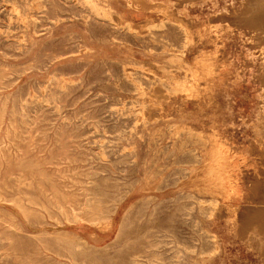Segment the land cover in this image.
Here are the masks:
<instances>
[{
	"label": "rangeland",
	"instance_id": "1",
	"mask_svg": "<svg viewBox=\"0 0 264 264\" xmlns=\"http://www.w3.org/2000/svg\"><path fill=\"white\" fill-rule=\"evenodd\" d=\"M177 1L0 0V264H264V54L243 0Z\"/></svg>",
	"mask_w": 264,
	"mask_h": 264
},
{
	"label": "bare ground",
	"instance_id": "2",
	"mask_svg": "<svg viewBox=\"0 0 264 264\" xmlns=\"http://www.w3.org/2000/svg\"><path fill=\"white\" fill-rule=\"evenodd\" d=\"M76 1V0H75ZM135 0H133L134 2ZM184 0H178L177 3L173 6V9H167V13L172 15L173 17H176L178 19H183L182 17L179 16L177 10L183 5ZM186 2V1H185ZM28 3V2H27ZM108 3V2H107ZM153 2H150V5H152ZM40 4V3H39ZM105 5V4H104ZM82 6V5H81ZM129 6V5H128ZM131 6V5H130ZM72 7V6H71ZM43 8V7H42ZM76 8V7H75ZM72 9V8H71ZM42 10V9H41ZM59 10V9H58ZM72 12V10H71ZM238 12V11H237ZM64 14V13H63ZM47 15V14H45ZM113 15V14H111ZM15 17V16H14ZM19 17V16H18ZM219 18H221L222 20H226L229 21L231 23H238V24H243L245 25L248 29H250L253 34L254 37L257 41V43L261 46L260 49H262L263 54H264V0H243V7L242 9L238 12V14H236L233 18L229 17V16H220ZM21 19V18H20ZM118 20V19H117ZM219 20V19H218ZM217 20V21H218ZM22 21V20H21ZM48 21V19H47ZM58 21V20H57ZM164 21V20H163ZM4 22V21H3ZM53 22V21H52ZM153 22V21H152ZM167 22V21H166ZM225 22V21H223ZM145 23V22H144ZM149 23V22H148ZM168 23V22H167ZM37 24V23H36ZM88 24V23H87ZM142 24V23H141ZM147 24V23H146ZM154 24V22L152 23ZM42 25V24H41ZM40 25V26H41ZM164 25V24H163ZM135 27V26H134ZM162 27V26H161ZM48 28V27H47ZM113 28V27H112ZM145 28V27H144ZM159 28V27H158ZM173 28V27H171ZM133 29V28H132ZM135 29V28H134ZM149 29V28H148ZM161 29V28H159ZM146 30V29H145ZM156 30V28H155ZM162 30V29H161ZM164 30V29H163ZM174 30V29H173ZM177 30V28H176ZM134 31V30H133ZM142 31V28H141ZM147 31V30H146ZM159 31V30H158ZM97 32V31H96ZM143 32V31H142ZM141 32V33H142ZM38 33V31L36 32ZM92 33V32H91ZM140 33V34H141ZM182 33V32H181ZM99 34V33H98ZM126 34V33H125ZM143 34V33H142ZM175 35V34H174ZM184 35V34H183ZM182 35V36H183ZM187 35V34H186ZM121 37V36H119ZM127 37V36H126ZM174 37V36H173ZM91 38V37H90ZM179 38V37H178ZM185 38V37H184ZM117 39V38H116ZM154 39V38H152ZM114 40V39H113ZM129 40V39H128ZM19 41V40H18ZM125 41V40H123ZM131 41V40H130ZM25 42V41H24ZM115 42V41H114ZM128 42V41H127ZM141 42V41H140ZM166 42V41H165ZM119 43V42H118ZM134 43V42H133ZM145 43V42H144ZM25 44V43H24ZM142 44V43H141ZM169 45V44H168ZM15 46V45H14ZM147 46V45H146ZM145 46V47H146ZM153 47V46H152ZM160 47V46H159ZM182 47V46H181ZM156 48V47H155ZM62 49V48H61ZM65 49V47L63 48ZM163 49V48H162ZM72 50V49H71ZM148 50V49H147ZM172 50V49H171ZM14 51V50H13ZM30 51V50H29ZM161 51V50H160ZM22 52V50H21ZM49 52V51H48ZM63 52V51H61ZM72 52V51H71ZM154 52V51H153ZM177 52V51H176ZM7 53V52H6ZM28 53V52H27ZM41 53V52H40ZM50 53V52H49ZM75 53V51H74ZM257 53V52H256ZM261 53V51H260ZM47 54V53H46ZM178 54V53H177ZM5 55V54H4ZM60 55V54H59ZM71 55V54H70ZM182 55V53H181ZM257 55V54H256ZM50 56V55H49ZM55 56V54H54ZM57 56V55H56ZM75 56V55H74ZM53 57V56H52ZM65 57V55H64ZM68 57V55H67ZM20 58V57H18ZM35 59V58H34ZM63 59V58H62ZM48 61V60H47ZM41 62V61H40ZM113 62V61H112ZM110 64V63H109ZM172 64V63H171ZM42 65V64H41ZM157 65V64H155ZM37 66V65H36ZM47 66V65H46ZM122 66V65H121ZM88 67V66H87ZM101 67V66H100ZM106 67V66H105ZM32 68V67H31ZM34 69V68H33ZM40 70V69H39ZM115 70V69H114ZM114 70L112 71V73H114ZM117 70V69H116ZM122 70V69H121ZM165 70V69H164ZM183 70V68H182ZM59 71V70H58ZM120 70H118L119 72ZM141 71V70H140ZM143 71V70H142ZM185 71V70H184ZM68 72V71H67ZM66 72V73H67ZM122 72V71H121ZM136 72V71H135ZM264 72V71H263ZM1 73V72H0ZM13 74V72H11ZM71 73V72H70ZM89 73V72H88ZM108 73V72H107ZM116 73V72H115ZM4 74V73H3ZM55 74V73H54ZM57 74V73H56ZM75 74V73H73ZM77 74V73H76ZM106 74V73H105ZM104 74V75H105ZM133 74V73H132ZM5 75V74H4ZM3 75V76H4ZM10 75V74H9ZM7 75V76H9ZM69 75V74H68ZM72 75V74H70ZM112 75V74H111ZM120 75V74H119ZM125 74H123L124 76ZM2 76V77H3ZM67 76V75H65ZM79 76V75H78ZM87 76V75H86ZM107 76V75H105ZM11 77V76H10ZM58 77V76H57ZM122 77V76H121ZM125 77V76H124ZM183 77V76H182ZM111 78V77H110ZM81 79V78H79ZM109 79V78H108ZM142 79V78H141ZM114 80V79H113ZM117 80V79H116ZM184 80V79H183ZM263 80V79H262ZM80 81V80H79ZM78 81V82H79ZM101 81V80H100ZM81 82V81H80ZM94 82V81H93ZM106 82V81H105ZM121 81H119L120 83ZM144 82V81H143ZM16 83V82H15ZM90 83V82H89ZM96 83V82H95ZM104 83V81H103ZM108 83V82H107ZM118 83V82H117ZM264 83V81H263ZM86 84V83H85ZM85 84L83 86H85ZM101 84V83H100ZM63 85V84H62ZM73 85V84H72ZM99 85V84H98ZM123 85V84H122ZM169 85V84H168ZM121 86V85H120ZM5 87V86H4ZM70 87V85H69ZM78 87V86H77ZM96 87V86H95ZM128 87V86H127ZM167 87V86H166ZM129 88V87H128ZM63 89V88H62ZM68 89V88H67ZM126 89V87H125ZM134 89V88H133ZM136 89V88H135ZM143 89V88H142ZM158 89V88H157ZM44 90V89H43ZM57 90V89H56ZM61 90V89H60ZM46 91V90H45ZM66 91V90H65ZM118 91V90H117ZM123 91V90H122ZM180 91V90H179ZM182 91V90H181ZM84 92V91H83ZM119 92V91H118ZM126 92V91H125ZM60 93V91H59ZM77 93V92H76ZM75 93V94H76ZM123 93V92H122ZM116 94V93H115ZM28 96V95H27ZM26 96V97H27ZM40 96V95H39ZM77 96V95H76ZM101 96V95H100ZM105 96V95H104ZM107 96V95H106ZM113 96V95H112ZM122 96V95H121ZM120 96V97H121ZM136 96V95H135ZM140 96V95H139ZM142 96V95H141ZM65 97V96H64ZM78 97V96H77ZM117 97V96H116ZM28 98V97H27ZM39 98V97H38ZM81 98V97H80ZM106 98V97H105ZM128 98V97H127ZM25 99V98H24ZM48 99V98H47ZM75 99V98H73ZM112 99V97H111ZM42 100V99H41ZM45 100V99H44ZM68 100V99H67ZM62 101V99H61ZM78 101V100H76ZM114 101V100H113ZM123 101V100H122ZM127 101V100H126ZM135 101V100H134ZM46 102V101H45ZM48 102V101H47ZM115 102V101H114ZM121 102V101H120ZM124 102V101H123ZM149 102V101H148ZM125 103V102H124ZM150 103V102H149ZM153 104V103H152ZM260 104V103H259ZM63 105V104H62ZM70 105V104H69ZM93 105V104H92ZM33 106V105H32ZM113 106V105H112ZM136 106V105H135ZM143 106V103H142ZM147 106V105H146ZM69 107V106H68ZM94 107V106H93ZM153 107V106H152ZM155 107V106H154ZM57 108V107H56ZM64 108V106H63ZM98 108V107H97ZM96 108V109H97ZM138 108V107H137ZM142 108V107H141ZM150 108V107H149ZM23 109V108H22ZM95 109V108H94ZM119 110V109H118ZM148 110V109H147ZM152 110V109H151ZM87 111V110H85ZM131 111V110H130ZM127 112V111H126ZM136 112V111H135ZM150 112V111H149ZM153 112V111H152ZM155 112V111H154ZM87 113V112H86ZM123 113V112H121ZM125 113V112H124ZM134 113V112H132ZM143 113V112H142ZM35 114V113H34ZM100 114V113H99ZM98 114V115H99ZM130 114V113H129ZM141 114V113H140ZM85 115V114H84ZM133 115V114H132ZM91 116V114H90ZM59 117V116H58ZM103 117V116H102ZM132 117V116H131ZM143 117V116H142ZM153 117V116H152ZM74 118V117H73ZM135 118V116H134ZM58 119V118H57ZM83 119V118H82ZM88 119V118H87ZM94 119H97V117ZM171 119V118H170ZM91 120V119H90ZM147 121V120H145ZM260 121L263 122L262 125L258 126L257 128V132L259 134V142L257 143V145L255 146L253 153L257 156L258 162L260 163L262 169L260 170L261 173H263V167H264V112L260 115ZM83 122V121H82ZM89 122V121H88ZM87 123V122H86ZM103 123V122H102ZM107 124V123H105ZM66 125V124H65ZM66 127V126H65ZM120 127V126H119ZM130 127V126H129ZM177 127V126H176ZM122 128V127H121ZM147 129V128H146ZM167 129V128H166ZM124 130V129H123ZM169 131V130H168ZM103 132V131H102ZM119 132V131H118ZM189 132V131H188ZM117 133V132H115ZM125 133V132H124ZM123 133V134H124ZM131 133V132H130ZM166 133V132H165ZM106 134V133H105ZM122 134V136H123ZM202 134V133H201ZM134 135V134H133ZM142 135V134H141ZM183 135V133L181 134ZM136 136V135H135ZM164 136V135H163ZM177 136V135H176ZM175 136V137H176ZM189 136V135H188ZM156 137V136H155ZM174 137V135H173ZM206 137V136H205ZM120 138V137H119ZM183 138V136H182ZM135 139V138H134ZM141 139V138H140ZM148 139V138H147ZM164 139V138H163ZM177 139V138H176ZM185 139V137H184ZM188 139V138H186ZM190 139V138H189ZM207 139V138H206ZM97 140V139H96ZM112 140V139H111ZM155 140V139H154ZM198 140V139H197ZM105 141V140H104ZM110 141V139H109ZM143 141V140H142ZM146 142V141H145ZM178 142V141H177ZM190 142V141H189ZM196 143V142H195ZM194 143V145H195ZM201 143V142H200ZM204 143V142H203ZM107 144V142H106ZM143 144V143H142ZM145 144V143H144ZM186 144V143H185ZM105 145V144H104ZM172 145V144H171ZM180 145V144H179ZM184 145V142H183ZM156 146V145H155ZM177 146V145H176ZM182 146V145H181ZM185 146V145H184ZM192 146V145H191ZM204 146V145H203ZM78 147V146H77ZM105 147V146H104ZM124 147V146H123ZM158 147V146H157ZM198 147V146H197ZM222 147V146H221ZM107 148V147H106ZM115 148V147H114ZM142 148V147H141ZM144 148V147H143ZM155 148V147H154ZM170 148V147H169ZM192 148V147H191ZM108 149V148H107ZM136 149V148H135ZM148 149V148H147ZM153 149V148H152ZM176 149V147L174 148ZM105 150V149H104ZM111 150V149H110ZM109 150V151H110ZM122 150V149H120ZM160 150V149H159ZM184 150V149H183ZM103 151V150H102ZM108 151V150H107ZM119 151V150H118ZM117 151V152H118ZM134 151V150H133ZM137 151V149H136ZM156 151V150H155ZM154 151V152H155ZM180 151V150H179ZM115 152V151H114ZM139 152V151H138ZM106 153V152H105ZM145 153V152H144ZM156 153V152H155ZM161 153V152H160ZM162 153L163 150H162ZM169 153V152H168ZM252 153V154H253ZM117 154V153H116ZM224 154V153H223ZM230 154V151H229ZM154 155V154H153ZM112 156V155H111ZM122 156V155H121ZM148 156V155H147ZM158 156V154H157ZM193 156V155H192ZM253 156V155H252ZM135 157V156H134ZM154 157V156H153ZM151 158V157H149ZM191 158V157H190ZM137 160V159H136ZM165 160V159H164ZM163 160V161H164ZM176 160V159H175ZM200 160V159H199ZM133 161V160H132ZM149 162V161H148ZM202 163V161H201ZM152 164V163H151ZM150 164V165H151ZM169 164V162H168ZM172 164V163H171ZM170 164V165H171ZM126 165V164H125ZM167 165V164H165ZM169 165V166H170ZM201 166V165H200ZM260 167V166H259ZM169 168V167H168ZM183 168V166H182ZM188 168V167H187ZM186 168V169H187ZM198 168V167H197ZM167 169V168H166ZM192 169V168H191ZM125 170V169H124ZM133 170V169H132ZM153 170V169H152ZM164 171V170H163ZM124 172V171H123ZM195 172V171H194ZM175 174V173H174ZM190 176V175H189ZM170 178V177H169ZM180 178V177H179ZM189 178V177H188ZM197 178V177H195ZM165 179V178H164ZM171 179V178H170ZM193 180V179H192ZM181 181V180H180ZM172 182V181H171ZM262 184H264V174H262L261 176H252L248 179V200L250 201V204L245 206V210L244 212H242L239 215V221H240V226H239V230L241 231L242 234H246L248 235L249 232H251V237H253V240L255 241H259V244L261 245L264 242V186H262ZM137 185V184H136ZM135 185V186H136ZM167 185V184H166ZM176 185V184H175ZM179 185V184H178ZM148 186V184H147ZM172 186V185H171ZM167 187V186H166ZM165 187V188H166ZM176 187V186H173ZM165 190V189H164ZM256 190V191H255ZM253 192L255 194H253ZM181 194V193H180ZM207 196V195H206ZM177 197V196H175ZM182 197V196H181ZM189 197V196H188ZM176 199V198H175ZM199 199V198H198ZM197 199V200H198ZM186 200V199H184ZM183 200V201H184ZM209 200V199H208ZM187 201V200H186ZM201 201V200H200ZM204 201V200H203ZM202 201V202H203ZM214 201V199H213ZM161 202V201H160ZM165 202V201H164ZM170 202V201H169ZM181 202V201H180ZM206 202V201H205ZM183 203V202H182ZM214 203V202H213ZM181 204V203H180ZM185 204V203H184ZM216 204V203H215ZM260 204V205H259ZM210 205V204H209ZM211 206V205H210ZM214 206V205H213ZM219 206V205H218ZM188 207V206H186ZM227 207V206H226ZM219 208V207H218ZM72 209V208H71ZM184 209V208H183ZM186 209V208H185ZM235 209V208H234ZM237 209V208H236ZM154 210V209H153ZM224 213V212H223ZM185 214V213H184ZM194 216V215H193ZM236 216V215H235ZM182 217V216H181ZM186 217V216H185ZM198 217V216H197ZM25 218V217H24ZM198 219V218H197ZM189 220V219H188ZM188 222V221H187ZM184 224V223H183ZM187 224V223H186ZM192 225V224H191ZM204 229V228H202ZM153 231V230H152ZM204 231V230H203ZM194 232V231H193ZM195 233V232H194ZM200 233V232H199ZM168 235V234H167ZM205 235V234H204ZM210 235V234H209ZM200 236V235H199ZM202 237V236H201ZM250 238V237H249ZM248 238V239H249ZM171 239V238H170ZM193 239V238H192ZM176 240V239H174ZM250 240V239H249ZM177 241V240H176ZM196 241V240H195ZM159 242V241H158ZM163 242V241H162ZM174 242V241H173ZM178 242V241H177ZM191 242V241H190ZM252 242V240H251ZM171 243V242H170ZM201 243V242H200ZM212 243V242H211ZM163 244V243H162ZM167 244V242H166ZM180 244V243H179ZM184 244V243H183ZM193 244V243H192ZM176 245V244H175ZM189 246V244H187ZM263 245V244H262ZM169 246V245H168ZM160 247V246H159ZM167 247V246H166ZM171 247V246H170ZM151 248V247H150ZM153 248V247H152ZM158 248V247H156ZM168 248V247H167ZM263 249L262 253L264 255V248H261V250ZM158 250V249H157ZM46 251V250H45ZM173 251V250H172ZM196 254V253H195ZM190 255V254H189ZM201 255V254H199ZM184 256V255H183ZM198 256V255H197ZM174 257V256H173ZM179 258V257H178ZM183 258V257H182ZM199 258V257H198ZM158 262V261H157ZM75 263V262H74ZM155 263V262H154ZM175 263V262H173ZM172 263V264H173ZM195 264V263H194Z\"/></svg>",
	"mask_w": 264,
	"mask_h": 264
}]
</instances>
